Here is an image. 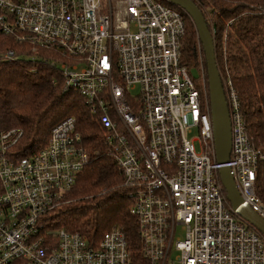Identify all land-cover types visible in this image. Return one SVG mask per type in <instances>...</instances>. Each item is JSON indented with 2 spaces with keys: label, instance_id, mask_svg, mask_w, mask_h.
<instances>
[{
  "label": "built area",
  "instance_id": "built-area-1",
  "mask_svg": "<svg viewBox=\"0 0 264 264\" xmlns=\"http://www.w3.org/2000/svg\"><path fill=\"white\" fill-rule=\"evenodd\" d=\"M185 14L167 0H0V30L33 53L62 55L51 66L64 91L83 96L107 129L150 264H264V235L232 210L219 174L229 166L245 203L264 216L255 192L264 155L224 77L232 151L217 163L208 94L182 61ZM3 56L15 58L11 50ZM23 135L20 127L0 130V264H130L118 227L93 245L79 232L46 226L90 161L76 118L21 156L14 147Z\"/></svg>",
  "mask_w": 264,
  "mask_h": 264
},
{
  "label": "trees",
  "instance_id": "trees-1",
  "mask_svg": "<svg viewBox=\"0 0 264 264\" xmlns=\"http://www.w3.org/2000/svg\"><path fill=\"white\" fill-rule=\"evenodd\" d=\"M193 1L214 34L222 78H231L238 92L248 135L264 155V0ZM185 20L182 61L196 69L200 58L205 63V53L187 13ZM10 50L14 59L3 56ZM51 60L58 63L62 55L46 49L33 53L28 44L0 30V130L23 129L24 135L14 147L16 154L43 148L52 128L72 116L90 155L89 163L66 193L65 199L75 201L49 213L47 227L79 232L93 245L104 232L118 227L128 239L130 264H150L142 253L138 220L130 211V191L106 143L107 129L83 96L64 91L61 72L57 65L51 66ZM255 192L264 206V157L256 170Z\"/></svg>",
  "mask_w": 264,
  "mask_h": 264
},
{
  "label": "water",
  "instance_id": "water-1",
  "mask_svg": "<svg viewBox=\"0 0 264 264\" xmlns=\"http://www.w3.org/2000/svg\"><path fill=\"white\" fill-rule=\"evenodd\" d=\"M182 8L192 19L202 44L208 74L210 110L218 164L229 162L232 151V123L224 82L217 63L216 45L202 9L193 0H167ZM221 181L232 210L254 225L264 235V216L247 205L240 195L229 166L219 168Z\"/></svg>",
  "mask_w": 264,
  "mask_h": 264
},
{
  "label": "rangeland",
  "instance_id": "rangeland-1",
  "mask_svg": "<svg viewBox=\"0 0 264 264\" xmlns=\"http://www.w3.org/2000/svg\"><path fill=\"white\" fill-rule=\"evenodd\" d=\"M47 56H49V54H47ZM32 57V56H30ZM33 58V57H32ZM193 71V70H192ZM193 75L197 78V87L199 90L203 91L205 90L206 93L208 94V98H209V104H210V97H209V84H208V74H207V65H206V61L205 63L203 62V58H200V63L196 66V69H194L193 71ZM138 93V90H136L135 94ZM191 137L196 139V148L198 151L201 150V142L198 140L199 138V133L198 131H195ZM69 193V192H68ZM67 193V194H68ZM227 196V194H226ZM66 198V194L64 196V200H63V204L54 209V213H57L61 208L65 207L68 205V203L70 202H74L75 199H65ZM46 226H47V222H46ZM50 228V227H49ZM58 228H63V227H58ZM58 228H50V229H58ZM108 231V230H107ZM178 235H181V233H178Z\"/></svg>",
  "mask_w": 264,
  "mask_h": 264
}]
</instances>
